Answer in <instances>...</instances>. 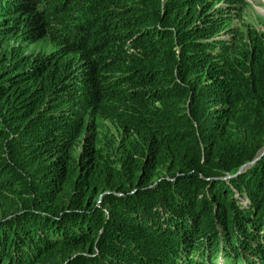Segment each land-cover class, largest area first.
I'll return each mask as SVG.
<instances>
[{
  "label": "trees",
  "instance_id": "trees-1",
  "mask_svg": "<svg viewBox=\"0 0 264 264\" xmlns=\"http://www.w3.org/2000/svg\"><path fill=\"white\" fill-rule=\"evenodd\" d=\"M241 2L0 0V264H264L259 36L226 28Z\"/></svg>",
  "mask_w": 264,
  "mask_h": 264
},
{
  "label": "rangeland",
  "instance_id": "rangeland-1",
  "mask_svg": "<svg viewBox=\"0 0 264 264\" xmlns=\"http://www.w3.org/2000/svg\"><path fill=\"white\" fill-rule=\"evenodd\" d=\"M86 0H75L74 4V9L72 14L77 11L82 3H85ZM89 6V4H87ZM246 25H250L255 32L257 33V36H259V44L257 47V52H258V57H259V62L261 63V68H264V0H242L241 4L239 5L237 11L234 12V16H232L227 22H226V28H232L240 31H244L246 28ZM23 45L26 47L27 50L32 51V52H37V51H48L52 49L56 45V39L52 35V33H47L44 36H41L38 39L33 40L32 42H22ZM262 77L264 78V72H262ZM238 196V195H236ZM239 202L242 205H245L247 203V200L244 197L239 198ZM120 221V218L117 219ZM107 222L110 224L112 219H108ZM127 223V222H126ZM138 226L134 223L132 224V221L124 226V232H126V235L131 238L135 239L138 237H141L144 235L142 231H137ZM113 228V227H112ZM153 235H156L155 233H152ZM153 239L155 236H152ZM150 238V236H149ZM131 245H134L131 240ZM125 246H129L124 243ZM97 251V250H96ZM134 250H127L126 255L134 256L133 254ZM80 253V251L75 250L71 253L70 257H73L74 260L69 263V264H81L78 260V257H76V254ZM98 253V252H97ZM94 255L93 253H91ZM222 254L221 251H219L216 254V264H233L232 262H226V258L224 262L222 261ZM256 258V255H249V259ZM261 258V256H259ZM119 260V259H118ZM117 263L115 264H120L121 262L116 261ZM131 263V262H130ZM56 264H68L65 261L62 262H56ZM131 264H134L132 262Z\"/></svg>",
  "mask_w": 264,
  "mask_h": 264
},
{
  "label": "clouds",
  "instance_id": "clouds-1",
  "mask_svg": "<svg viewBox=\"0 0 264 264\" xmlns=\"http://www.w3.org/2000/svg\"><path fill=\"white\" fill-rule=\"evenodd\" d=\"M215 264H216V262H215Z\"/></svg>",
  "mask_w": 264,
  "mask_h": 264
}]
</instances>
